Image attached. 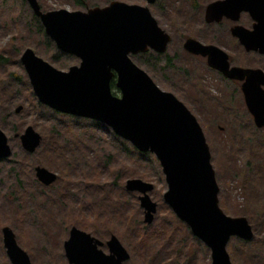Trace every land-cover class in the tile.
<instances>
[{
    "label": "rangeland",
    "instance_id": "rangeland-1",
    "mask_svg": "<svg viewBox=\"0 0 264 264\" xmlns=\"http://www.w3.org/2000/svg\"><path fill=\"white\" fill-rule=\"evenodd\" d=\"M216 1L158 0L151 5L146 0H38L43 12H87L112 2L149 8L171 42L164 54L149 51L131 59L196 117L210 149L221 210L231 218H246L252 226L253 240L229 242L232 264H264V129L254 125L241 88L184 49L187 39H197L226 52L233 66L264 72V56L247 53L224 28L228 23L205 26L206 9ZM253 24L244 14L240 25L253 30ZM27 49L62 72L80 65L77 57L57 49L25 0H0V129L13 152L0 160V264H11L3 243L5 227L14 232L32 264H69L64 243L74 227L101 241L106 254V243L118 238L130 254L124 264H212L211 250L164 201L168 186L156 157L144 153L155 161L137 162L133 149L139 151L109 126L42 105L21 63ZM112 91L120 97L116 86ZM29 127L43 139L34 154L26 153L15 137ZM37 167L56 174V182L40 183ZM132 179L154 185L149 195L158 209L150 225L140 194L125 188Z\"/></svg>",
    "mask_w": 264,
    "mask_h": 264
},
{
    "label": "water",
    "instance_id": "water-1",
    "mask_svg": "<svg viewBox=\"0 0 264 264\" xmlns=\"http://www.w3.org/2000/svg\"><path fill=\"white\" fill-rule=\"evenodd\" d=\"M25 1L57 49L80 60L79 66L62 72L31 49L23 53L21 63L39 102L61 114L103 123L139 152L153 154L168 186L164 201L211 250L212 264H232L227 251L229 242L233 238L253 240L252 226L246 218H231L221 210L210 149L196 117L173 94L162 91L131 59L132 55L149 51L164 54L171 42L149 8L112 2L87 12H43L38 0ZM157 1L146 0L151 5ZM242 13L254 21L253 30L236 26L232 35L247 52L264 55V0L216 1L208 5L205 17L208 23L223 18L237 22ZM184 49L207 57L209 66L229 79L245 81L242 92L247 109L256 127L263 129L264 72L230 68L226 52L195 39H187ZM114 78L120 97L112 91ZM22 109L19 107L16 113ZM15 137L28 154L36 153L42 144V136L32 127ZM12 154L8 136L0 129V160ZM36 177L45 186L57 180L56 174L42 167L36 168ZM125 188L140 194L145 223L152 224L158 209L149 195L154 185L132 179ZM2 233L11 264H32L30 256L17 244L14 232L5 227ZM106 244L109 254L100 249L104 246L101 241L74 227L64 243L65 257L69 264H124L130 259L115 236Z\"/></svg>",
    "mask_w": 264,
    "mask_h": 264
},
{
    "label": "flooded vegetation",
    "instance_id": "flooded-vegetation-1",
    "mask_svg": "<svg viewBox=\"0 0 264 264\" xmlns=\"http://www.w3.org/2000/svg\"><path fill=\"white\" fill-rule=\"evenodd\" d=\"M244 14H247V13H242L241 14V16H240V19L237 21V22H235V21H233V20H231V19H228V18H223L220 22H215V23H208L207 21H206V17H204V21H205V26L208 28V29H212L214 26H221V25H224L225 26V23H228V25H226L224 28L225 29H227L228 31H232V29L233 28H235L236 26H241L240 25V22H241V20L244 18ZM205 15H206V12H205ZM247 15H249V14H247ZM236 23H239V24H236ZM235 24V25H234ZM254 25V24H253ZM245 28V27H244ZM252 29H253V27H252ZM235 38V37H234ZM197 40V39H196ZM235 40H237L238 42H239V40L237 39V38H235ZM199 41V40H198ZM200 42V41H199ZM202 44H204V45H207V46H209L210 44H206V43H204V42H201ZM239 44H240V42H239ZM242 46V45H241ZM245 49V48H244ZM246 51V50H245ZM247 52V51H246ZM247 53H254V54H259L260 56H262L259 52H254V51H252V52H247ZM194 57H196V58H198V59H200V60H202L203 62H205V65H207L208 66V68H209V70L211 71V72H214L215 74H217L218 76H220L221 78H223L224 80H227V81H229V82H231V83H233V84H235V85H237V88H241V94H242V97H243V100H244V102H245V98H244V94H243V92H242V86H243V84H244V82L245 81H239V80H233V79H229L227 76H225L221 71H219V70H216V69H214V68H211L210 66H209V64H208V58L207 57H204V56H202V55H193ZM264 56V55H263ZM229 63H230V58H229ZM232 67H236V66H233V65H231V63H230V68H232ZM239 68H241V67H239ZM245 69V68H244ZM245 106H246V103H245ZM246 108H247V106H246ZM248 110V109H247ZM252 117V116H251ZM253 118V117H252ZM253 122H254V120H253ZM255 125V124H254ZM259 129V128H258ZM220 130L221 131H223V129L222 128H220ZM261 130V129H260Z\"/></svg>",
    "mask_w": 264,
    "mask_h": 264
},
{
    "label": "trees",
    "instance_id": "trees-1",
    "mask_svg": "<svg viewBox=\"0 0 264 264\" xmlns=\"http://www.w3.org/2000/svg\"><path fill=\"white\" fill-rule=\"evenodd\" d=\"M194 1V0H193ZM51 43V42H50ZM115 85H116V81L113 80L112 82V89L115 88ZM37 107L38 109L42 110L44 107H42L41 105L37 104ZM45 110V108L43 109ZM70 118V117H69ZM75 139V138H74ZM73 142H75V140L72 139ZM43 142V141H42ZM133 152L135 154V157H136V161L137 162H140L138 159H145L147 162H154L155 161V158L152 156V155H144V154H140L139 152H137L135 149H133ZM241 173H245V170ZM245 175V174H244Z\"/></svg>",
    "mask_w": 264,
    "mask_h": 264
}]
</instances>
